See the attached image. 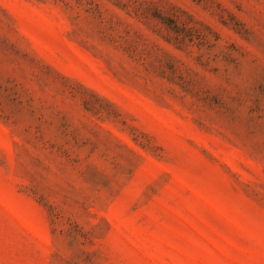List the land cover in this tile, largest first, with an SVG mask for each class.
<instances>
[{"label":"rangeland","instance_id":"obj_1","mask_svg":"<svg viewBox=\"0 0 264 264\" xmlns=\"http://www.w3.org/2000/svg\"><path fill=\"white\" fill-rule=\"evenodd\" d=\"M0 264H264V0H0Z\"/></svg>","mask_w":264,"mask_h":264}]
</instances>
